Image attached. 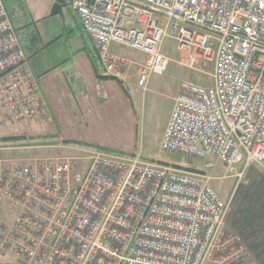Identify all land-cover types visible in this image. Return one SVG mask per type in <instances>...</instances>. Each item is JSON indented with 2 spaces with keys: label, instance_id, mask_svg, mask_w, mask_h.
<instances>
[{
  "label": "built area",
  "instance_id": "2783aa9c",
  "mask_svg": "<svg viewBox=\"0 0 264 264\" xmlns=\"http://www.w3.org/2000/svg\"><path fill=\"white\" fill-rule=\"evenodd\" d=\"M0 0V126L50 120ZM106 75L124 79L137 65L113 44L141 51L137 85L162 74L172 37L188 66L211 64L212 85L184 80L161 148L215 157L247 182L264 170V0H70ZM183 54V55H182ZM0 141V150L15 149ZM71 158H0V255L23 264H254L225 230L228 202L204 170L105 148ZM76 159V158H75ZM9 210L4 211L3 204ZM3 211V213L1 212ZM5 213V215H4Z\"/></svg>",
  "mask_w": 264,
  "mask_h": 264
},
{
  "label": "crops",
  "instance_id": "0c3cea01",
  "mask_svg": "<svg viewBox=\"0 0 264 264\" xmlns=\"http://www.w3.org/2000/svg\"><path fill=\"white\" fill-rule=\"evenodd\" d=\"M56 1H5L29 66L39 79L50 117L46 122L27 121L34 134L19 135L20 142L39 143L5 151L68 154L98 147L143 156L149 97L147 87H139L137 81L127 82L136 67L122 79L127 93L102 66L99 77L84 50L89 37L70 0H61L60 13L53 14ZM115 47L113 44L111 49L117 52ZM219 162H214V167ZM219 165L223 167L221 162ZM258 172L252 171L247 182H237L236 189L221 198L228 202L225 230L239 237L254 264H264V175ZM0 264L23 263L0 255Z\"/></svg>",
  "mask_w": 264,
  "mask_h": 264
},
{
  "label": "rangeland",
  "instance_id": "374dc122",
  "mask_svg": "<svg viewBox=\"0 0 264 264\" xmlns=\"http://www.w3.org/2000/svg\"><path fill=\"white\" fill-rule=\"evenodd\" d=\"M116 51L126 55L132 59L137 65V71L139 70V64L144 60V54L134 48L128 46L116 45ZM162 53L168 58V65L165 71L156 75L153 74L148 79L146 85V93L149 97V104L147 105V122L145 126V134L143 137V144L145 148L144 158L149 160H155L160 162H167L170 164L180 165L184 168L204 170L205 163L207 161L219 162L215 157H208L206 159H200L193 156H187L184 154L165 151L161 148V140L167 125V121L172 109L174 97L178 94L180 84L184 80H190L205 86L212 85L211 77V64L201 66H188L187 63H183L181 60V52L178 50L175 40L172 37H164L161 44ZM183 55V54H182ZM133 68V72L127 78V82L137 81V71ZM27 121L22 122L20 125L11 124L8 126H0V141L4 137L9 136H27L33 133V128L27 124ZM34 134V133H33ZM22 138L10 143L11 146L17 148L24 147L25 145H31L39 142H20ZM6 143V142H5ZM12 159L17 162H30L35 159H63L71 158L70 161L77 162L78 169L83 170L86 165V159L80 152H69L68 154L54 153L52 150L47 154H37L28 152H12L0 150V158ZM76 158V159H75ZM220 164V162H219ZM218 166L208 170L213 175L212 186L217 193L225 198L230 195L233 189H236L237 179L234 177L220 178L219 176L225 173V169ZM224 171V172H223ZM252 171L261 172L264 175V170L257 164H251L245 168V178L249 180L248 174ZM217 176V177H216ZM235 192V191H234ZM4 211L9 210L8 204H3ZM3 213V211L1 210ZM5 215V213H4Z\"/></svg>",
  "mask_w": 264,
  "mask_h": 264
},
{
  "label": "trees",
  "instance_id": "16d2710c",
  "mask_svg": "<svg viewBox=\"0 0 264 264\" xmlns=\"http://www.w3.org/2000/svg\"><path fill=\"white\" fill-rule=\"evenodd\" d=\"M84 50L88 54V56L90 58V61H91V64H92L95 72L98 74L99 77H101L102 76L100 74L101 64H100L99 59L97 57L95 46H94V44H92V42L90 41L89 38H88V40L85 41ZM111 78H113V77H111ZM114 79H116L118 81V83L122 86L124 91L127 93V88H126V85H125L124 81L122 79H118V78H114ZM20 138H22V137L21 136H9V137L7 136V137H4L1 141L14 142L16 140H19Z\"/></svg>",
  "mask_w": 264,
  "mask_h": 264
},
{
  "label": "water",
  "instance_id": "95a60500",
  "mask_svg": "<svg viewBox=\"0 0 264 264\" xmlns=\"http://www.w3.org/2000/svg\"><path fill=\"white\" fill-rule=\"evenodd\" d=\"M62 8V1L61 0H57L56 3H54L51 13L55 14V13H60Z\"/></svg>",
  "mask_w": 264,
  "mask_h": 264
}]
</instances>
